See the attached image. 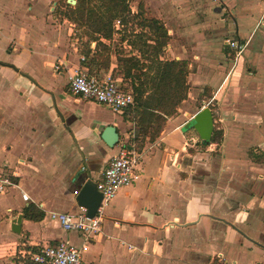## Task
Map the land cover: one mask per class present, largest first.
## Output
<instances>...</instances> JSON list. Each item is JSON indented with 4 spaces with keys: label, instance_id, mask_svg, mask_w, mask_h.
I'll return each instance as SVG.
<instances>
[{
    "label": "crops",
    "instance_id": "obj_1",
    "mask_svg": "<svg viewBox=\"0 0 264 264\" xmlns=\"http://www.w3.org/2000/svg\"><path fill=\"white\" fill-rule=\"evenodd\" d=\"M58 1L0 0V32L8 36L0 52L13 55L0 58V169L15 182L0 194V264L60 241L81 248L83 264H214L219 253L234 264H264V0L154 3L171 60H198L187 77L191 92L160 136L146 138L138 179L104 208L102 230L90 237L64 231L50 215L81 213L78 173L99 180L129 138L123 113L71 94L60 70L80 67L81 55L64 36L69 20L55 16ZM227 39L245 45L239 58ZM205 89L211 96L200 100ZM206 107L220 124L218 150L188 129ZM108 126L120 135L114 148L101 137ZM31 205L43 220L25 218Z\"/></svg>",
    "mask_w": 264,
    "mask_h": 264
},
{
    "label": "trees",
    "instance_id": "obj_2",
    "mask_svg": "<svg viewBox=\"0 0 264 264\" xmlns=\"http://www.w3.org/2000/svg\"><path fill=\"white\" fill-rule=\"evenodd\" d=\"M72 6L67 0H59L58 6L65 12L63 17L76 23L79 27H85L86 35L93 42H98L101 53L90 58V51L86 52L85 61H81L91 72L101 69H108L110 57L106 55L110 48L102 42L112 40L115 30L113 22L116 19L126 17L130 13V3L133 0H75ZM147 28L153 30V35L143 42L147 50L143 51V62L141 58L131 56L128 58L118 57L122 75L125 79L131 80V88L135 96L134 111L137 116H143L139 126L137 139L144 146L147 137L150 140L158 138L168 118L177 113L179 106L187 99L189 74L188 64L185 61L163 60L161 52L169 41V35L164 24L156 18H145ZM123 40H125L123 38ZM135 46V43L133 44ZM152 51V54H151ZM150 52V56L148 55ZM137 71V73H135ZM222 133L215 131L210 142H203L205 145L216 143L220 140ZM45 217L35 205L25 210V218L31 221H41Z\"/></svg>",
    "mask_w": 264,
    "mask_h": 264
},
{
    "label": "built area",
    "instance_id": "obj_3",
    "mask_svg": "<svg viewBox=\"0 0 264 264\" xmlns=\"http://www.w3.org/2000/svg\"><path fill=\"white\" fill-rule=\"evenodd\" d=\"M121 25L120 20L116 21L117 29ZM225 45L234 52L235 59L239 58L245 49V45L236 39H227ZM80 61H85V58L81 57ZM61 65L63 64H58L55 69L59 70ZM120 83L112 71L95 75L83 66L75 68L73 72H70L69 77L70 92L73 96L96 102L114 113L122 114L134 107L135 96L131 89L122 88ZM140 160L141 155L129 144L120 147L118 155L110 160L97 180V189L102 194L103 200L94 218H89L87 210L81 208L82 212L79 214L52 213L51 219L67 232L75 231L84 237L98 234L102 230L104 208L121 189L131 186L138 179ZM13 186H15L13 177L0 169V194ZM23 199L28 201V195L24 194ZM23 257L28 259L27 264H83V250L66 241L45 246L40 251L25 254ZM217 257L222 264H228L222 253H219Z\"/></svg>",
    "mask_w": 264,
    "mask_h": 264
},
{
    "label": "rangeland",
    "instance_id": "obj_4",
    "mask_svg": "<svg viewBox=\"0 0 264 264\" xmlns=\"http://www.w3.org/2000/svg\"><path fill=\"white\" fill-rule=\"evenodd\" d=\"M68 2V0H67ZM157 2V0H133L130 3V13L126 14L125 19L124 18H120V19H116L113 22V26H114V36L112 40H104L102 39V42L104 44H106L109 48H110V52H107L106 55H109L110 57V62H109V67L108 69H101V70H96L94 72H91V70L89 69V67H87L86 65L82 64L81 66L83 67H87L91 74H95V75H99L100 73H104L106 71H112L113 75L116 79H118L120 81V79L122 81H120L122 88L124 89H132L131 88V80H127L125 78H123L122 72H121V68H120V63L118 61V57L121 56L122 58H128L131 56H135L138 58H141V60L143 62H147L145 61V57H143V51L147 50V47L143 46V42L147 41L149 42V44L151 43V41H149L148 39L151 38L153 35H155V33L153 32V30H151L150 28L145 27L146 23H145V18H155L152 14L150 9L153 7L154 3ZM11 3H13V1H11ZM9 6L10 3L8 2ZM72 6H74V4H72ZM10 10V8H8ZM54 11L55 12V16L57 19L59 20H63V15L62 13L65 12L64 9L61 10L60 7H54ZM7 21L6 24L7 26L9 25L10 29L8 27H4L3 25V31L6 32H10L11 31V20H12V16L9 12L8 16H7ZM11 18V19H10ZM18 20V19H17ZM16 20V21H17ZM120 20L122 25L119 27V29L116 28L115 24L116 21ZM71 25H69L68 29H66L65 31V37H68V44L69 47L74 50L76 47L78 48V53L81 55V57L86 58V52L90 51V55L89 57L92 58L93 56L96 57L98 53H101L103 51H101V48L98 44V42H93L91 40V38L89 36L86 35V28L83 27H79L76 23H73L71 21H69ZM18 24V23H17ZM18 27V26H17ZM228 27H232L230 23H228ZM7 33V32H6ZM234 34H231L230 37H232ZM123 38L125 40H123ZM8 41V36H5L3 34V32H0V49L4 50V47L6 45ZM135 43V46L133 45ZM16 47L15 41H12V43L9 44V49L13 52L14 49ZM76 53V50H75ZM152 54V51H151ZM68 55H71V52L68 53ZM148 55L150 56V52H148ZM5 56V57H4ZM9 57L6 56V54L0 52V58L1 60L4 58L7 61H12V56L13 55H8ZM161 56L163 60H171L174 55L173 54H169L167 52V46L165 47V49L163 50V52H161ZM235 56V55H233ZM80 57V60H81ZM145 59V60H144ZM79 60V61H80ZM187 64H188V78L190 77V74L195 72L197 70V62L198 60L196 58H188L187 59ZM81 63V61H80ZM115 66L113 69V65ZM192 65V66H191ZM56 70V69H55ZM60 72L62 73H67V77L66 76H61L62 80H59L58 82L61 81H65V79L67 78L68 82H69V77H70V72H68V68L63 67ZM73 72V70L71 71ZM135 73H137V71H135ZM187 78V81H188ZM189 92H191L189 90V85H188V91H187V98L189 95ZM211 96V92L208 89H205L204 91L200 92V100L207 98L209 99V97ZM200 101L197 103V108L200 107ZM182 105V104H181ZM180 105V106H181ZM179 106V107H180ZM135 107V106H134ZM134 107L126 110L121 116L125 119V130H124V134L123 137L125 138L126 136L129 138L128 140L125 139V141L123 142L122 146L125 144H133L135 146V150L137 152L140 151V142H138L137 139L141 138L139 135V126L141 125L140 123L143 120V116H137L136 112L134 111ZM218 126H220V124L218 125L217 123L215 124V129L216 131L218 130ZM189 129V128H188ZM127 133V135H126ZM202 143L199 142L198 147H195V149L197 150H201ZM216 144H218V147L216 148L217 150L219 148H221V146L223 145V137H221L220 140L216 141ZM201 146V147H200ZM204 146H206L204 144ZM85 257V256H84ZM218 258V257H217ZM228 264H234L231 263L230 261H228L227 257H225ZM15 262L16 264H27L28 263V259L24 258L23 255H16L15 258ZM214 264H222V262L220 261V259H217Z\"/></svg>",
    "mask_w": 264,
    "mask_h": 264
},
{
    "label": "water",
    "instance_id": "obj_5",
    "mask_svg": "<svg viewBox=\"0 0 264 264\" xmlns=\"http://www.w3.org/2000/svg\"><path fill=\"white\" fill-rule=\"evenodd\" d=\"M68 4L75 5L76 1L68 0ZM188 128H194L195 131L199 134L202 142H210L215 131V120L212 110L207 107L202 109L198 114L195 115ZM101 137L109 148L116 147L120 140L119 132L117 131V128L115 126L106 127L102 132ZM88 178L89 176L87 175V173H84V169L80 170L75 180L78 187L76 202L78 206L87 210V216L89 218H94L97 214V211L101 207L103 196L97 189V181ZM14 231L18 232L17 229H14ZM239 233L243 236L244 239L252 242L257 246H260L258 242H256L249 236L245 235L242 232Z\"/></svg>",
    "mask_w": 264,
    "mask_h": 264
}]
</instances>
